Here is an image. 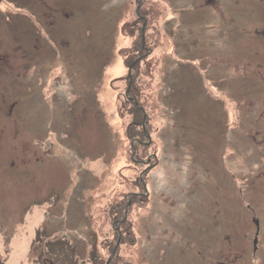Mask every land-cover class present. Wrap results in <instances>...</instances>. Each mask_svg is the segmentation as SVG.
Listing matches in <instances>:
<instances>
[{
	"label": "rangeland",
	"instance_id": "1",
	"mask_svg": "<svg viewBox=\"0 0 264 264\" xmlns=\"http://www.w3.org/2000/svg\"><path fill=\"white\" fill-rule=\"evenodd\" d=\"M6 16L30 41L0 28L2 264L15 239L17 264H264V0Z\"/></svg>",
	"mask_w": 264,
	"mask_h": 264
},
{
	"label": "flooded vegetation",
	"instance_id": "2",
	"mask_svg": "<svg viewBox=\"0 0 264 264\" xmlns=\"http://www.w3.org/2000/svg\"><path fill=\"white\" fill-rule=\"evenodd\" d=\"M25 7L26 6L24 5V7H21L20 8L21 12H23V13H21L22 15L25 14V13L29 14L28 10ZM38 15H39V13H37V15H36L37 18H38ZM27 16H29V15H27ZM21 18L23 19V17H21ZM3 19H2L3 24L1 25L0 28H4L6 32H8L9 29H17L16 30V35L17 36L16 35H10L12 38H15V39L20 38L21 41H22V43H24V42L26 43V41H30V40H28V38L30 37V30H29L28 27H24V28L21 27V28H19V27H13V26H11L9 23H7L8 22L7 21L8 19L11 20V18L9 16L8 17L6 16V20L5 21H3ZM44 25L47 28V29H44V34H43V36H44V38H46V40H48V41H54L56 38L59 37V34L55 32V29H53V28H56L55 26L53 28H50L49 29V26H48L49 24L45 23ZM55 34L57 35V37H56ZM6 39H8V38H6ZM44 46H41V47L39 46L41 48L40 51L44 48Z\"/></svg>",
	"mask_w": 264,
	"mask_h": 264
},
{
	"label": "trees",
	"instance_id": "3",
	"mask_svg": "<svg viewBox=\"0 0 264 264\" xmlns=\"http://www.w3.org/2000/svg\"><path fill=\"white\" fill-rule=\"evenodd\" d=\"M135 60H136V59H135ZM140 62H141V61H140ZM137 65H140V63L137 62ZM135 135H137V134H135ZM133 136H134V135H133ZM133 136H132V137H133ZM135 182H136L135 185L138 184V185H140V187H143L142 180H141L140 176L136 178ZM135 198H137V196H135ZM125 210H126V204H124V202H123V203H122V202H121V203H118L117 206H115V207L111 210V214H112L113 219H120V218L124 217ZM119 228H120V227H119ZM121 228H122V231H123V226H121ZM122 235H123V239H124L125 234L122 233ZM10 245H11V250H10V253H11L10 255H11V257H10V259H12V261H13V259L15 258V252H14V251H16V250L18 249V247L16 246L14 240H11V241H10ZM113 248H114V246L109 247L110 252H112ZM1 259H2V258H1V255H0V260H1ZM17 260H18V259H17ZM17 260H16V261H17ZM13 262H14V264H17V263L15 262V260H14ZM112 262H118V261L112 260ZM0 264H2L1 261H0Z\"/></svg>",
	"mask_w": 264,
	"mask_h": 264
},
{
	"label": "bare ground",
	"instance_id": "4",
	"mask_svg": "<svg viewBox=\"0 0 264 264\" xmlns=\"http://www.w3.org/2000/svg\"><path fill=\"white\" fill-rule=\"evenodd\" d=\"M23 239H25L26 238V236L24 235L23 237H22ZM15 244H16V246L18 247V248H21L22 246H25V244L26 243H24V242H18L16 239H15ZM25 255L23 254V252L20 250V254L19 255H16V253H15V258L13 259V261L15 260V262H16V260H17V258L18 257H24ZM11 264H14V262H12Z\"/></svg>",
	"mask_w": 264,
	"mask_h": 264
},
{
	"label": "water",
	"instance_id": "5",
	"mask_svg": "<svg viewBox=\"0 0 264 264\" xmlns=\"http://www.w3.org/2000/svg\"><path fill=\"white\" fill-rule=\"evenodd\" d=\"M1 1V0H0ZM135 101H137L136 99H135Z\"/></svg>",
	"mask_w": 264,
	"mask_h": 264
}]
</instances>
